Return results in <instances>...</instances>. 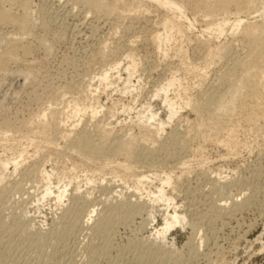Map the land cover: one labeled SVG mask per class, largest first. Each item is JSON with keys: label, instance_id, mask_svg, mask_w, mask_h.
I'll use <instances>...</instances> for the list:
<instances>
[{"label": "rangeland", "instance_id": "1", "mask_svg": "<svg viewBox=\"0 0 264 264\" xmlns=\"http://www.w3.org/2000/svg\"><path fill=\"white\" fill-rule=\"evenodd\" d=\"M55 1L0 0L33 22L24 35L0 26L12 30L0 37V161L9 163L0 183V264H264V109L246 110L242 95L221 117L201 104L208 90L225 91L221 76L247 52L241 30L230 22L213 38L209 21L223 14L207 16L198 0H175L183 28L192 29L169 40L157 37L167 12L154 1L97 15ZM258 2L239 16L232 9L231 21L260 20ZM14 38L17 60L4 57ZM224 44L233 51L223 58ZM104 73L110 82L100 83ZM169 82L166 95L181 107L172 119L161 90ZM75 109L82 111L72 117ZM151 111L166 122L163 131ZM104 129L137 138V148L128 155L111 145L103 156L74 149L78 133L97 142ZM41 170L52 173L53 194L44 196ZM168 176L165 192L188 223L163 237L155 232L175 210L158 192Z\"/></svg>", "mask_w": 264, "mask_h": 264}, {"label": "bare ground", "instance_id": "2", "mask_svg": "<svg viewBox=\"0 0 264 264\" xmlns=\"http://www.w3.org/2000/svg\"><path fill=\"white\" fill-rule=\"evenodd\" d=\"M1 1H3V0H1ZM10 1H14V0H10ZM62 1L63 0H56L55 2L61 3ZM70 1L73 2L72 6H74V4H75V6L76 5L77 6L78 5H85L84 7L87 8V12H88L87 14L91 15V13H94V14L97 13L98 14V12H101V11L102 12H104V11L108 12V14H109V12L111 13L113 10H115V8H116V6H118V4H120V5L123 4L125 10H127L128 6L132 7L134 5L142 4V3H144L145 0H130V1H128V0H113V1H109V2H108V0H67L66 2L68 3ZM150 1L156 2L159 7L164 8L167 12V15L165 16L164 32L158 33L157 34L158 38L163 37V38L169 40L172 37L174 30L181 32L183 30L184 31H187V30L190 31L192 29V23L191 22L189 23L188 26H186L187 29L183 28L184 27L183 26V19L184 20L187 19V16L185 15L184 11L177 4V2L175 0H150ZM196 2H197L196 3L197 9L204 10V12L206 13L207 16H211V17L213 16L214 17V15L217 14V12H219V11H220L219 13L223 14V16L221 18H219L218 20L209 21V23L210 22L215 23V24H213L215 26V28L212 29V26L209 28V29H211L213 38H215V37L219 38V36L224 33L226 26L231 22V26L233 28V31L241 30L242 37L245 38V40L247 42L246 45H248V50H247V52H245V54H243L244 56L241 54L243 57H240V55L238 58L236 57V60L234 62L232 61L233 66L231 65L232 66L231 69L229 71L227 69V71L229 72L228 73L229 76L225 75V74H224V76H221L222 79L220 78V80H222V82L225 80V83L227 85V88L225 89V91L224 92H220V91L218 92L217 90L212 91L214 89L213 88L211 90V92L208 93V91H210V90H208L206 93V96L202 99L201 104L204 106H207L208 108H212L214 106V109H213L214 117H221V116L230 114V112L233 111L238 97L242 95L243 96L242 105L245 107L246 110L258 111V110L264 109V68L261 65L262 64L261 60L264 59V11L261 12V14L259 15L261 17L260 20H257L256 19L257 17L256 18L254 17V19H252V20H250V18H247L248 20L245 22L242 18L238 17L239 14H241V12L244 11V9L251 10L253 7H256V3L258 2V0H198ZM261 3H262V8H264V1L261 0ZM232 9H235V14L238 15L235 17V19L233 21H231V17H230V14H232L231 13ZM66 13H68V12H66ZM233 14H234V12H233ZM29 16L30 15H28V14H25V15L23 14V16L15 17L9 10H7V9L5 10V9L0 8V26L5 25L7 27H12V28L15 27L17 29V31H20L19 32L20 34L21 33H22V35L29 34L30 32H32L31 29H32V24H33L32 19ZM211 17H210V19H211ZM85 18L86 17L84 16V19ZM84 23L85 22L83 21L82 24H84ZM44 24H46V23H44ZM0 28H2V27H0ZM11 31L6 30V32L0 33V37H2L4 39V37L8 36V38H10L9 36L12 35ZM17 35H15V37ZM22 35H21V37H22ZM22 38H24V37H22ZM5 40H4V42H5ZM10 40H12L11 41L12 44L8 49H6L7 52L4 53V54H6V55H4V57L6 56V58L9 57V58H15L16 59V57H14L15 55L13 54V52L16 50L15 47L17 46L19 40H18V38L17 39L14 38V39H10ZM1 42H3V41H1ZM231 45L230 44L229 45L224 44L221 47L219 46L220 49H223V51L220 52L221 57H223L224 55L227 56L228 54L231 53V51H233V50H231L232 49ZM23 49L28 51L29 47L28 48L23 47ZM235 53H237V52H235ZM25 54H26V52H25ZM113 70H115V68ZM21 72H22V68H21ZM29 72H30V70H29ZM26 73H24V75ZM30 73H32V72H30ZM9 74H11V72ZM225 76H227V77H225ZM21 77H23V76H21ZM111 77H112V75L110 73H104L103 75H101L99 81H100V83H108V82H110ZM226 79H227V81H226ZM170 85H171V83L169 82L166 86H163L161 90L164 93L163 94L164 95V102H166L168 107H169V109H168L169 110V119H172L174 116L177 115V113L179 112V109L181 107L178 106L176 101H174L171 98H168V96L166 95V93L169 90L168 88L170 87ZM222 87H223V85H222ZM158 95H159V93H158ZM149 108H150V106L147 109L143 110L141 112V115L144 116V114H146V111ZM81 111L82 110H80V109H75L72 117L79 116L80 115L79 113ZM150 113H151V116H150L149 120L156 121L157 119L155 117L157 116V114L152 112V111L149 112V114ZM93 114L97 115V111H93ZM44 116L46 117V114ZM141 120H142V118H141ZM66 121L69 122V120H66ZM62 122H65V121H62ZM156 122H157L156 123V131L157 132L163 131L166 122L163 120H157ZM53 124H54L53 131L55 133H60L61 131H63V124L60 121H56ZM64 125H65V123H64ZM75 126L76 125H73V127L70 129V131H68V133H74L75 128H76ZM76 138H77V139H75L76 141H73L74 149L76 151H78V152L79 151H86V152H90V153H93V154L99 155V156H103L109 150L111 145H114L116 147L115 149L117 151L131 155L134 152V150L137 148V145H138L137 138L125 139V138L120 137V136L119 137L118 136L117 137L112 136V131L105 130V129H104V131L101 132L100 139L97 140V142L94 139V137H92L91 133L88 131H85V130L78 133ZM72 140H73V138H72ZM113 141H116V142L114 143ZM8 165H9L8 162L0 161V169H1V171H0V183L4 180L3 172L8 168ZM17 165L18 164L16 163V166ZM41 173L43 174V177L46 181V188H45L44 196L53 194L54 191H53V187L51 186L52 185V182H51L52 173H49L48 171H45V170H41ZM142 179H147V176L142 175L141 180ZM149 180H150V178H149ZM90 181L92 182V180L89 179V182ZM171 181H172V178L170 176H168L165 179L163 186L160 187L159 191H158L159 194L161 195L160 197L165 198L164 201H166V202L168 201L169 206L173 205V207L175 209L173 213H170V212L166 213L162 227L160 229H157V231L155 232L158 236H163V237H166L167 234L170 232V230L173 229L174 227H177V226L185 227V225L188 223V218H187L188 213L187 212L185 213V211H184V213L179 212L177 210V206L174 205V201H175L174 198L172 196L170 197L169 195L167 196V194L165 192L164 185L171 184ZM66 192H67L66 186L64 189H59L57 194H56V199L62 200L64 198ZM147 194H148V197L154 196V193L151 191H148ZM155 200L157 201L156 196L153 197L152 201H155ZM243 201L244 202L241 201L242 203L241 202L239 203L236 201V203H235L236 207H238V206L240 207L241 205L243 206L244 204H246V202H248L247 200L245 201V199ZM247 204H249V203H247ZM222 206L223 205H221L220 208H222ZM191 208H193V207H191ZM101 225L109 226V223L103 222V223H101ZM104 226H103V228H104ZM200 243H203V239H201Z\"/></svg>", "mask_w": 264, "mask_h": 264}]
</instances>
